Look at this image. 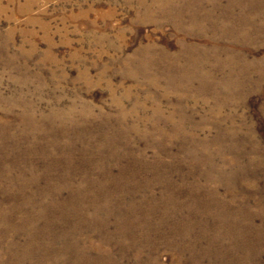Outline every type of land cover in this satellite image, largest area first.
<instances>
[{
    "label": "rangeland",
    "instance_id": "1",
    "mask_svg": "<svg viewBox=\"0 0 264 264\" xmlns=\"http://www.w3.org/2000/svg\"><path fill=\"white\" fill-rule=\"evenodd\" d=\"M0 264H264V0H0Z\"/></svg>",
    "mask_w": 264,
    "mask_h": 264
},
{
    "label": "bare ground",
    "instance_id": "2",
    "mask_svg": "<svg viewBox=\"0 0 264 264\" xmlns=\"http://www.w3.org/2000/svg\"><path fill=\"white\" fill-rule=\"evenodd\" d=\"M149 9H152V8L149 7Z\"/></svg>",
    "mask_w": 264,
    "mask_h": 264
}]
</instances>
